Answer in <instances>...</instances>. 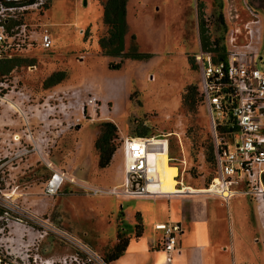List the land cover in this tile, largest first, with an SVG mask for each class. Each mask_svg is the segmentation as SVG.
Instances as JSON below:
<instances>
[{
    "label": "rangeland",
    "instance_id": "374dc122",
    "mask_svg": "<svg viewBox=\"0 0 264 264\" xmlns=\"http://www.w3.org/2000/svg\"><path fill=\"white\" fill-rule=\"evenodd\" d=\"M103 1L85 0L84 4L83 0H51L40 10L41 15H30L33 24L46 26L54 45L50 52L36 46L37 50L20 55L34 60L35 71L18 67L5 75L9 87L3 93L9 96L6 103L0 101V129L6 134L1 146L8 157L14 146L10 143L6 150V144L16 133L22 137L23 155L12 171L16 175L13 181L21 184L20 201L50 216L54 223L80 237L105 258L115 245L117 233L135 232L136 224L129 223L134 209H149V203L91 197L69 183L53 198H45L41 192L50 170L44 161L93 185L119 186L120 153L115 154L113 164L104 172L97 167L94 149L100 124L111 122L116 127V150L124 137L140 132L146 137L168 140L170 163L159 151L161 143L152 146L158 151L156 165L159 160L174 170L167 186L161 180L160 190L207 188L214 175V166L206 162L210 140L207 110L203 102L194 111L182 106L187 88L193 87L197 94L200 89V72L191 61L201 48L199 18L209 33L218 37L222 34L217 19L221 12L226 26L225 47L233 39L237 48H243L249 42L244 28L249 20L246 7L257 10L260 0H127L129 32L124 49L129 48V35H134L136 50L151 57L144 61L124 59L118 70H110L108 64H117L120 58L104 56L98 44L106 32L102 23ZM261 2L263 8L258 17L262 35L252 43L262 59L258 65L264 62V0ZM58 71L66 72L65 80L45 89L43 81ZM91 96L99 100L95 113L83 105ZM82 106L86 119L74 130H68V124L81 118ZM180 181L182 189L177 187ZM229 204L234 237L242 232L243 239L256 247L255 263L247 264H264V222L259 216L257 220V203L250 196H235ZM147 220L143 228L149 234ZM253 238L257 239L256 244ZM61 251L56 244L52 253Z\"/></svg>",
    "mask_w": 264,
    "mask_h": 264
},
{
    "label": "built area",
    "instance_id": "2783aa9c",
    "mask_svg": "<svg viewBox=\"0 0 264 264\" xmlns=\"http://www.w3.org/2000/svg\"><path fill=\"white\" fill-rule=\"evenodd\" d=\"M49 3L50 0H32L28 4L0 0V60L28 53L36 46L44 51L52 47L46 26L33 24L30 18V15H41L40 10ZM246 10L249 15L244 26L249 40L247 45L237 48L232 39L230 46L225 47V60L220 61H215L213 52L201 48L193 55L200 72V93L207 110L216 167L207 192L202 194L219 197L225 203L235 196H250L257 203V214L264 222V70L258 65L261 58L252 44L255 38L259 41L260 21L254 9L246 7ZM26 69L34 71L36 65ZM8 87V79L2 76V103L7 102L9 95L3 92ZM17 94L23 98L21 92ZM98 101L96 96H91L83 105L93 108L95 113ZM83 108L81 118L68 124V130L78 127L86 119ZM220 126L226 127L225 135H220ZM155 142H160L159 151L169 156L167 139L126 136L121 140L123 178L116 187L93 185L44 161L50 176L41 195L53 198L65 183L91 197L120 200L184 194L161 192L156 165L158 151L152 147ZM10 143L14 149L9 157L0 152V264H106L80 237L20 201L21 184L13 181L16 175L12 172L23 155L20 134H14L9 143H5L6 150ZM6 164L10 165L5 167ZM178 183L177 187L182 189V181ZM154 229L161 232L160 249L169 264L173 256L180 253L182 228L177 223L167 222L155 224ZM56 244L62 251L52 253Z\"/></svg>",
    "mask_w": 264,
    "mask_h": 264
},
{
    "label": "crops",
    "instance_id": "0c3cea01",
    "mask_svg": "<svg viewBox=\"0 0 264 264\" xmlns=\"http://www.w3.org/2000/svg\"><path fill=\"white\" fill-rule=\"evenodd\" d=\"M258 3L259 7L257 10L255 9L257 14L259 9L263 8L261 0ZM262 30L263 28H260V35H262ZM117 152L120 153V163L117 169L120 174L118 183H120L122 182L121 177H123L120 149H117L113 154L110 165L113 164ZM109 168L110 166L103 169L104 172ZM161 192L165 194H184L137 199L145 204L149 203V209L135 208L131 217L132 220L129 221L131 224H136L134 217L138 213L142 228L141 235L135 237L134 232L124 234L129 240L128 245L123 254L111 264H168L164 252L160 249L161 232L154 229L155 224L167 222L179 224L183 231L182 236L179 238L180 253L174 255L169 264L255 263L256 247L251 242H246L243 239L242 232L234 237L229 202L225 203L219 197L200 195L207 192V190L186 189ZM255 212L257 213L256 210ZM245 217H242L243 220ZM256 217L258 220V214ZM145 218L148 219L149 234H146L143 228ZM226 221H228V226ZM239 227L241 226L239 225ZM252 242L256 244L257 239L253 238ZM242 251L244 252L242 253ZM247 253H250L249 256Z\"/></svg>",
    "mask_w": 264,
    "mask_h": 264
},
{
    "label": "trees",
    "instance_id": "16d2710c",
    "mask_svg": "<svg viewBox=\"0 0 264 264\" xmlns=\"http://www.w3.org/2000/svg\"><path fill=\"white\" fill-rule=\"evenodd\" d=\"M31 2L32 0L22 1V3L24 4H28ZM219 5L221 6V2ZM101 6H102V23L106 28V32L102 37H100L98 42L100 51L106 57L120 58V61L117 64L109 63L108 68L110 70L120 69L124 59L139 60V61L148 60L151 57L150 54L139 53L136 50L134 35H129V40H130L129 48L126 51L124 49L125 39L129 32V27L126 21L127 0H104L101 3ZM217 19L222 29L221 36L218 37L212 36V34L209 33V30L206 27V24L202 19V17L199 18L198 35L200 39L201 49L203 51L213 52L215 54V58H214L215 61H220V60H225V45L223 42V33H225L226 31V26L221 12L218 13ZM53 45L49 50L46 51L40 48L38 49H40L43 52H50L53 48ZM34 50L37 49L33 48L32 51ZM261 60L262 59H260V61ZM191 61L192 63H194L193 57ZM34 64L35 63L33 59L23 58L20 57V55L12 56L11 58H3L0 60V78L2 76L9 74L15 68L17 69L18 67H27ZM260 66L264 70V62L261 63ZM65 78H66L65 71L54 72L43 81L42 86L45 89H48L50 87H53L61 83L62 81L65 80ZM198 93L199 94L195 92V89L193 87L187 88V90L182 96V106L186 108L188 111L196 110L200 102H203L200 89H198ZM226 131H227L226 127L224 126L219 127L220 135H225ZM115 133H116V127L113 123L103 122L100 124L98 136L94 141V149L98 155L97 167L100 170L105 169L110 165L112 156L116 151V147L114 145ZM209 136H210V140L209 142H207V146H206V162L211 163L214 166V175H213L214 177L216 167L214 160V147L210 132H209ZM134 137H146V134L140 132L137 134V136ZM170 162L171 161H169L168 163ZM158 168H159L161 180L163 181L165 186H167L169 184L170 177L172 176L174 170H171V168H169L168 166L163 165L162 162L159 163ZM208 185L209 182H207L206 187H208ZM135 221H136V225H135L134 235L135 237H139L141 235L142 228L138 213L135 214ZM128 242H129L128 238L123 233H117L115 245L112 247L111 252L108 255H106L105 258H103L104 262L106 264H111V262L119 258L125 251Z\"/></svg>",
    "mask_w": 264,
    "mask_h": 264
},
{
    "label": "flooded vegetation",
    "instance_id": "af4514ba",
    "mask_svg": "<svg viewBox=\"0 0 264 264\" xmlns=\"http://www.w3.org/2000/svg\"><path fill=\"white\" fill-rule=\"evenodd\" d=\"M4 1H6V2H22V1H24V0H4ZM50 1H51V0H50ZM2 130H3V129H0V152L3 154V148H2V146H1V144L5 142L3 137H4L6 134H4ZM6 156H7V155H5V157H6Z\"/></svg>",
    "mask_w": 264,
    "mask_h": 264
},
{
    "label": "bare ground",
    "instance_id": "6f19581e",
    "mask_svg": "<svg viewBox=\"0 0 264 264\" xmlns=\"http://www.w3.org/2000/svg\"><path fill=\"white\" fill-rule=\"evenodd\" d=\"M158 143H160V142H158ZM155 145H157V144H155ZM161 145V144H160ZM159 145V146H160ZM158 146V145H157ZM164 157H168V156H164ZM163 158V157H162ZM158 165H159V160H158V164H157V167H158ZM158 171H159V168H158ZM159 175H160V172H159ZM160 182H161V177H160ZM161 184H163L162 182L160 183V188H161ZM202 190H206V188L205 189H202ZM162 191V190H161ZM196 191H199V190H196Z\"/></svg>",
    "mask_w": 264,
    "mask_h": 264
},
{
    "label": "water",
    "instance_id": "95a60500",
    "mask_svg": "<svg viewBox=\"0 0 264 264\" xmlns=\"http://www.w3.org/2000/svg\"><path fill=\"white\" fill-rule=\"evenodd\" d=\"M83 3L85 4V0H83Z\"/></svg>",
    "mask_w": 264,
    "mask_h": 264
}]
</instances>
